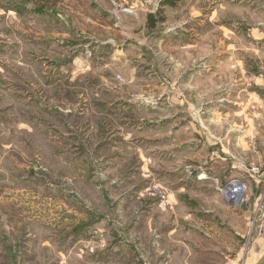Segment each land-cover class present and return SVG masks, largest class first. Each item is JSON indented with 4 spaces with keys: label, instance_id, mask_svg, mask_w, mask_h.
Wrapping results in <instances>:
<instances>
[{
    "label": "rangeland",
    "instance_id": "obj_1",
    "mask_svg": "<svg viewBox=\"0 0 264 264\" xmlns=\"http://www.w3.org/2000/svg\"><path fill=\"white\" fill-rule=\"evenodd\" d=\"M206 143L264 176V0H0V264H185L169 228L243 179L190 174ZM256 181L221 264H264Z\"/></svg>",
    "mask_w": 264,
    "mask_h": 264
},
{
    "label": "crops",
    "instance_id": "obj_2",
    "mask_svg": "<svg viewBox=\"0 0 264 264\" xmlns=\"http://www.w3.org/2000/svg\"><path fill=\"white\" fill-rule=\"evenodd\" d=\"M107 29H111L109 26ZM209 147V151L212 150L211 157L209 158V161L205 162L202 166H198L195 170H191L190 174L193 176H203V179H208L206 181H203V186L209 188L210 186L214 188L213 182H207L211 179L217 178H227L228 175H237L242 176V180H247L251 183L252 181H256L259 187L264 185V176H256L252 177L250 173L248 172L250 170V167L247 163H245L241 158L235 156L234 154H231V152L226 154V151L223 149H217L218 152H215L214 149L217 147L216 143H206ZM221 164H224L225 166H222ZM247 172V173H246ZM255 178V179H253ZM220 180V179H219ZM217 187V186H216ZM216 189V188H215ZM209 190V189H208ZM204 198L209 200H213L216 203H218V207L216 209L211 210H202L201 214H198L197 217L193 215V218H198L199 222L197 221L195 225H187V227L180 228L179 226L172 224V226L169 228V234L171 236L176 235L179 231H187L186 233L196 234L197 236H201L200 238L204 241L205 244L199 245V244H186V249L189 251L188 256L186 258L187 262L185 264H190L193 259H199V258H207L208 260L211 258V256L216 257L214 261L218 260V262H215L214 264H221L220 261L224 262L227 257V250L224 248L220 243L215 242L213 238H211L212 235H225L227 233V228L224 227L223 224H221L219 221H216L215 218H213V214L217 212L218 210H221L226 213V210H228L232 205L226 197L219 196L217 193H214V191L211 192L209 190V194H204ZM240 213L243 217H246L251 219L253 216V211L250 209L249 211H245L244 208L240 209ZM200 226H202V229H200ZM206 243L210 244L211 246H207ZM124 251L121 255V263L122 264H142V260L140 259V255L138 254V251L135 249L134 246L130 245L128 242H124ZM126 251V252H125ZM241 253V249H240ZM210 257V258H209ZM238 263V262H237Z\"/></svg>",
    "mask_w": 264,
    "mask_h": 264
},
{
    "label": "built area",
    "instance_id": "obj_3",
    "mask_svg": "<svg viewBox=\"0 0 264 264\" xmlns=\"http://www.w3.org/2000/svg\"><path fill=\"white\" fill-rule=\"evenodd\" d=\"M249 172L252 177L257 173V171L253 168ZM249 190L250 186L245 180L230 178L229 181L222 187L221 193L232 205L240 206Z\"/></svg>",
    "mask_w": 264,
    "mask_h": 264
}]
</instances>
